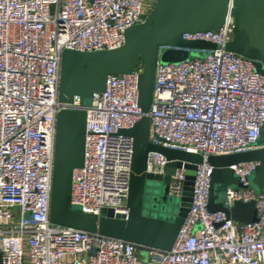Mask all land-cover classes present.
<instances>
[{
  "label": "built area",
  "instance_id": "obj_1",
  "mask_svg": "<svg viewBox=\"0 0 264 264\" xmlns=\"http://www.w3.org/2000/svg\"><path fill=\"white\" fill-rule=\"evenodd\" d=\"M155 0H0V264H264V191L248 187L257 162L232 165L241 182L228 187L224 204L254 200L257 218L239 222L208 209L211 154L264 146V75L254 59L227 50L234 17L211 30L185 31L186 40L217 48L158 45V53L183 49L179 62L157 61L148 115L154 144L199 153L192 200L171 249L138 246L98 232L49 220L60 53L122 45L127 27L143 21ZM203 53L195 56L192 53ZM140 60L129 73L109 74L86 107L84 160L72 176L71 202L84 211L128 214L133 138L117 130L140 117ZM166 157L151 151L146 169L163 173ZM185 161L169 192L181 196Z\"/></svg>",
  "mask_w": 264,
  "mask_h": 264
},
{
  "label": "water",
  "instance_id": "obj_2",
  "mask_svg": "<svg viewBox=\"0 0 264 264\" xmlns=\"http://www.w3.org/2000/svg\"><path fill=\"white\" fill-rule=\"evenodd\" d=\"M228 14L234 17V27L225 48L256 60V69L264 75V0H155L143 21L125 29L122 45L92 51L61 50L58 100L66 105L78 96L79 106H64L56 114L49 202L51 222L120 238L138 246L171 249L191 204L196 163L201 162L203 156L154 144L148 138V111L156 63H176L188 57L183 49L167 48L158 53V45L217 48L219 45L212 41L186 40L181 34L218 28ZM192 55L202 56L203 53ZM140 60L143 70L138 75L137 87L142 114L131 127L117 130L118 134L133 138L126 197L128 214L113 213L112 209H102L101 214L84 211L80 205L72 203L70 197L73 172L84 160L86 107L91 103L92 94L105 88L109 74L129 73ZM259 142L264 143V123ZM151 151L166 157L163 173L147 171ZM182 161L186 168L184 190L181 196H176L169 192V183ZM207 161L212 166L208 209L224 211L228 218L239 222L256 220L254 200H237L228 207L224 198L228 187L241 186L232 165L243 161L257 162L247 176V185L255 193L264 191V146L211 154Z\"/></svg>",
  "mask_w": 264,
  "mask_h": 264
},
{
  "label": "rangeland",
  "instance_id": "obj_3",
  "mask_svg": "<svg viewBox=\"0 0 264 264\" xmlns=\"http://www.w3.org/2000/svg\"><path fill=\"white\" fill-rule=\"evenodd\" d=\"M194 53H196V52H194Z\"/></svg>",
  "mask_w": 264,
  "mask_h": 264
}]
</instances>
